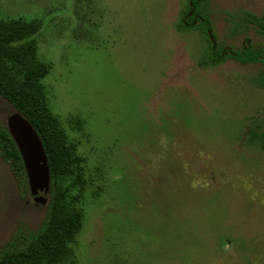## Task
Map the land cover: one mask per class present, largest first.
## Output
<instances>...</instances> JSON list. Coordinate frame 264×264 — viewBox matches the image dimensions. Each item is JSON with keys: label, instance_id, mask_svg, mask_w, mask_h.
<instances>
[{"label": "rangeland", "instance_id": "obj_1", "mask_svg": "<svg viewBox=\"0 0 264 264\" xmlns=\"http://www.w3.org/2000/svg\"><path fill=\"white\" fill-rule=\"evenodd\" d=\"M188 4L0 0V19L38 23L41 85L72 144L74 264H264L263 66L211 55L264 46L248 17L264 0H202L209 35L179 27ZM11 110L0 98V119ZM45 205L0 158V246Z\"/></svg>", "mask_w": 264, "mask_h": 264}, {"label": "trees", "instance_id": "obj_2", "mask_svg": "<svg viewBox=\"0 0 264 264\" xmlns=\"http://www.w3.org/2000/svg\"><path fill=\"white\" fill-rule=\"evenodd\" d=\"M201 1L189 0L179 27L188 31L202 28L209 35L208 21L197 12ZM248 17L264 30V14ZM37 31L35 21L0 19V98L11 105L7 117L18 112L31 123L41 140L49 168V196L42 224L36 230L18 226L0 246V264H74L72 244L84 220L80 194L69 197L68 188L63 185L64 179L75 172L73 148L52 114L41 85L48 69L37 57L34 37ZM211 55L213 62L232 58L241 63H261L264 73V46L253 48L244 43L236 50H211ZM0 158L9 166L21 195L30 199L23 160L8 131L6 118L0 119Z\"/></svg>", "mask_w": 264, "mask_h": 264}, {"label": "water", "instance_id": "obj_3", "mask_svg": "<svg viewBox=\"0 0 264 264\" xmlns=\"http://www.w3.org/2000/svg\"><path fill=\"white\" fill-rule=\"evenodd\" d=\"M6 124L23 160L28 195L33 203L45 205L49 195V168L41 140L27 118L18 112L11 113Z\"/></svg>", "mask_w": 264, "mask_h": 264}]
</instances>
